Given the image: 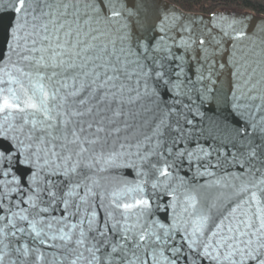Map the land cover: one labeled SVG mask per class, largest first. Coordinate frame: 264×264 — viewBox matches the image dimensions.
I'll list each match as a JSON object with an SVG mask.
<instances>
[{
	"label": "snow or ice",
	"instance_id": "snow-or-ice-1",
	"mask_svg": "<svg viewBox=\"0 0 264 264\" xmlns=\"http://www.w3.org/2000/svg\"><path fill=\"white\" fill-rule=\"evenodd\" d=\"M156 3L157 0H132L129 7L128 0H28L29 14L33 21L38 22L33 24V28L38 29L37 35L39 30L47 33L42 41L49 43L42 48H26L29 54L21 56L27 62L29 71L23 68L16 71L29 78L31 89L25 88L19 79L11 78V73L7 71L4 75L9 79L0 77V85L17 83L24 94L21 99L13 88L0 87V114L4 116V123L8 124L9 118L19 121L8 124L16 133L12 137L0 135V245H3L0 248V264H6L9 237L18 240V233H26L25 227L18 226L17 221L27 225V234L34 242L43 245L47 240L62 241L55 246L74 255L70 264H77L78 261L85 264H180L181 260L187 261V264H264V156L258 154V149L264 148V145L247 151L249 161L253 158L260 160L262 166L249 164L241 174L244 179L236 177L240 185L235 196L228 198L226 214L215 203L201 206L197 211V201L193 197L183 209L188 216L183 223L177 221L171 225L146 226L141 221L151 208L150 198L143 195L144 187L137 184L111 192L107 204L104 203V195L100 194L99 203L93 204L87 219L82 217L76 224L67 221L70 201L64 197L78 196L75 189L80 186L71 185L69 179L81 167V160L74 161L73 157L82 158L83 153L90 151L85 144L96 143L80 135L86 131L85 123L88 128L92 127L91 122L79 119L92 113V106L86 105L95 101L96 105L105 104L111 108L113 103L118 106L134 103L142 95L139 90L141 81L145 88L153 77L167 83L163 60L168 57L156 54L168 51L165 46L154 47L153 42H145L143 36H138L134 45L131 43L133 34H147L156 29V21L159 20L153 7ZM21 10L28 12L25 0H18L15 7V12L20 13ZM68 16L74 19H66ZM102 27L108 31L103 32ZM62 29L65 30L64 39L60 36ZM113 29L117 33L124 30L119 36V47L115 40L110 41L111 49L106 43L93 44L92 41L98 40L99 35L91 36L87 42L81 38L93 32L105 35ZM184 44L191 46L188 41ZM199 44L203 46L205 40L200 39ZM49 50L51 54L46 58ZM204 51L207 53V49ZM35 52L42 54L37 58ZM49 68L53 69L51 73L47 72ZM57 68L61 71H55ZM41 69L45 71L42 73ZM69 70H73L72 74L64 75ZM33 72L36 73L35 83L32 82ZM182 73L183 68L176 75ZM43 80L49 82L47 86L41 83ZM5 92L9 95H3ZM114 115L119 116L120 112L116 111ZM261 122H264V116L253 123L252 128L256 129ZM259 130L264 132V127ZM97 131L103 129L98 127ZM41 160L43 164L31 173L30 182L17 179L14 174L17 166L21 163L35 165ZM56 160L62 161L63 166ZM241 167L245 165L241 164ZM45 168L48 179L40 175ZM10 173L11 178L5 179ZM56 175H63L69 181V190L63 196H58L53 190L55 182L50 177ZM159 175L168 176L167 168L160 169ZM12 193L17 194L14 200H10ZM132 193L140 195L132 196ZM96 195L92 188H88L80 200L87 203V197ZM57 199L65 206L66 214L57 220L58 224H62L56 230L59 235H49L45 227L53 229L54 225L49 220L44 227H39L44 224L40 214L47 213ZM45 204L47 206H42ZM75 207L79 213V204ZM97 209L103 212L99 221ZM85 223L87 229L82 227ZM64 228L68 231L65 232ZM75 229L79 231L74 239ZM90 233L93 235L90 236ZM69 244L75 246L69 247ZM103 249L108 250L97 255ZM15 250L25 260L31 252H40L39 247ZM36 259H41V256L37 255Z\"/></svg>",
	"mask_w": 264,
	"mask_h": 264
},
{
	"label": "water",
	"instance_id": "water-1",
	"mask_svg": "<svg viewBox=\"0 0 264 264\" xmlns=\"http://www.w3.org/2000/svg\"><path fill=\"white\" fill-rule=\"evenodd\" d=\"M131 4L132 0H128L129 7ZM16 6L18 0H0V77L9 79L4 75L7 71L11 73V78L19 79L25 88L31 89L29 78L21 76L16 69L29 71L27 62L21 59L22 55L29 54L26 48L46 47L49 42L42 41L47 33L39 30L37 35L38 29L33 28V24L38 22L33 21L29 14L31 9L28 0H25L27 13L24 10L15 12ZM153 7L155 15L159 17L156 29L147 34H133L131 43L134 45L136 38L143 36L144 41L151 40L154 47L165 46L168 51L156 54L168 57L163 60L167 83L153 77L148 80L145 88L141 81L139 90L142 95L134 103L122 106L113 103L111 108L105 104L96 105L95 101L86 105L92 106V113L79 119L91 122L92 127L88 128L85 123L86 131L80 135L96 143L85 144L90 151L83 153L82 158L73 157L74 161L81 160V167L69 178L71 185H80L75 189L79 195L64 197L70 201L67 221L72 224L78 223L82 217L87 219L90 216L93 204L99 203L100 194L104 195V203L107 204L111 192L135 187L137 184L144 187L143 195L150 198L151 208L141 221L146 226L171 225L177 221L183 223L188 218L183 209L189 198L193 197L197 201V211L201 206L215 203L226 214L228 198L235 196L240 185L236 177L241 176L249 164L262 166L260 160L253 158L249 161L246 153L257 145H264V132L259 130L264 127V122L258 124L256 129L252 128V124L264 116V16L229 10L215 11L209 15L188 13L167 0H157ZM66 19L71 21L74 17L68 16ZM64 31H60L61 39L65 38ZM102 31L108 30L102 27ZM123 31L117 33L113 29L105 35L93 32L81 38L87 42L91 36L99 35V39L92 43H106L111 49L110 41L115 40L117 47L121 45L119 36ZM189 37L192 39L189 40ZM200 39L205 40L203 46L199 44ZM33 41L36 43L33 44ZM184 41H188L191 46H185ZM204 49H207V53ZM41 54L34 53L37 58ZM50 54L51 50L45 57ZM181 68L183 73L177 76ZM44 71L41 69L42 73ZM52 71L51 68L47 69L48 73ZM55 71L61 70L57 68ZM72 71L64 75H71ZM35 77L36 73L33 72V83ZM41 83L47 86L49 82L43 80ZM0 87H11L21 99L24 98L17 83ZM131 95L135 96V93ZM257 106H260L259 110ZM116 111L120 112L119 116L114 115ZM14 123L19 121L9 118L8 124ZM8 124L4 123V116L0 114V135L12 137L16 134ZM98 127L103 131L98 132ZM258 154L264 156V148L258 149ZM56 163L63 166L60 160H56ZM42 164V160L35 165L21 163L14 174L17 179L30 182L31 173ZM241 164L245 167L242 168ZM163 168L169 172L166 177L159 175V170ZM46 171V168L41 170L40 175L48 179ZM11 175L5 179H10ZM50 179L55 182L53 190L58 196H63L69 190V181L63 175L52 176ZM241 179L244 177L241 176ZM88 188H92L97 195L87 197L88 202L84 203L80 196H85ZM131 195L139 196L140 193ZM16 198L17 194H10V200ZM76 204L80 206L79 213L76 212ZM97 213L99 221L103 212L97 209ZM65 214V206L57 199L47 213L40 214L44 224L39 227H44L51 220L54 228L45 227V231L49 235H59L56 230L62 224H58L57 220ZM53 217L56 219H51ZM17 224L25 227L26 233H18V240L9 237L6 264H12V261L15 264H21V261L24 264H70L75 258L66 249L55 246L63 243L59 239L39 244L27 234L26 224L19 221ZM82 227L87 229V223ZM64 231L67 232L68 228H64ZM78 231L74 230V239ZM74 246L69 244V247ZM24 247H39L40 252H31L25 260L15 250H23ZM107 250L103 249L97 255ZM37 255L41 259L37 260ZM66 255L68 259H64ZM77 264L85 262L78 261ZM180 264H187V261L181 260Z\"/></svg>",
	"mask_w": 264,
	"mask_h": 264
},
{
	"label": "trees",
	"instance_id": "trees-1",
	"mask_svg": "<svg viewBox=\"0 0 264 264\" xmlns=\"http://www.w3.org/2000/svg\"><path fill=\"white\" fill-rule=\"evenodd\" d=\"M188 13L209 15L215 11L251 12L264 16V0H167Z\"/></svg>",
	"mask_w": 264,
	"mask_h": 264
}]
</instances>
